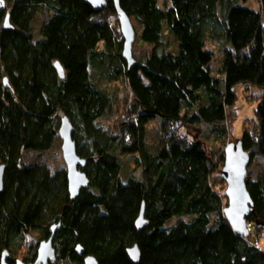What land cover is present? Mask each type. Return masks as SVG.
I'll return each mask as SVG.
<instances>
[{"label": "trees", "instance_id": "16d2710c", "mask_svg": "<svg viewBox=\"0 0 264 264\" xmlns=\"http://www.w3.org/2000/svg\"><path fill=\"white\" fill-rule=\"evenodd\" d=\"M106 1L97 10L86 0H10L14 28L4 27L0 11V166L6 168L0 251L36 231L38 242L48 239L51 226L61 223L53 241L57 264H84L87 255L98 264H135L127 252L134 245L138 264H264V171L246 178L254 201L247 235L226 219L222 178L227 134L238 116L237 85L264 88V0L259 10L239 0H118L141 28L137 38L152 45L130 69L115 0ZM39 12L45 18L37 33ZM221 36L231 47L216 76L214 52L205 44ZM93 69L123 79L128 92L116 106ZM254 112L240 139L251 163L264 157V101ZM108 114L116 115L118 131L101 123ZM63 116L73 123L89 177L76 197L66 169L22 161L25 150L54 145ZM156 117L160 145L153 148L146 134ZM182 125H206L207 132L192 139ZM124 155L134 160L125 182ZM143 203L149 225L140 229L135 222Z\"/></svg>", "mask_w": 264, "mask_h": 264}, {"label": "water", "instance_id": "95a60500", "mask_svg": "<svg viewBox=\"0 0 264 264\" xmlns=\"http://www.w3.org/2000/svg\"><path fill=\"white\" fill-rule=\"evenodd\" d=\"M87 3L94 9L101 10L106 7V0H86ZM115 6L117 11V17L119 19L122 36L124 39L123 44V56L128 62L129 69L136 64V60L133 56L132 46L135 41L136 31L133 27V22L130 17L127 16L125 11L119 5V1L115 0ZM4 27H11L9 22V14L6 15L4 20ZM54 65L56 70L62 78L64 77V68L55 61ZM5 85H8L7 78L4 79ZM74 126L68 116L61 118V124L59 127V134L62 139V153L64 154V162L67 165L68 187L71 197H76L83 187H87L89 184V177L82 170V167L86 165V159L81 157L77 153V144L73 138ZM224 164L222 166V178L226 180L225 195L227 196V205L224 209L226 219L232 225L237 234L247 235L248 224L247 217L253 210L254 201L250 191L247 190V166L251 163L252 158L248 152L245 151L241 141L235 143H228L225 146ZM5 165L0 166V191H2L4 183ZM141 211L137 216L138 219L135 222L136 228L143 229L149 225L148 219L145 217L146 206L143 203ZM60 224H54L51 226V236L48 239H43L39 242L37 251V259L33 263L28 264H48L50 261L54 262L57 258L56 248L53 244L56 236V231L60 228ZM7 250H5L6 252ZM78 254H83L81 246L76 247ZM127 252L130 259L135 264L139 263L141 252L137 245L128 247ZM7 253V252H6ZM2 264H8L6 257L3 256ZM16 264H26L21 260H18ZM84 264H98L96 257L93 255H87L84 258Z\"/></svg>", "mask_w": 264, "mask_h": 264}, {"label": "rangeland", "instance_id": "374dc122", "mask_svg": "<svg viewBox=\"0 0 264 264\" xmlns=\"http://www.w3.org/2000/svg\"><path fill=\"white\" fill-rule=\"evenodd\" d=\"M160 4L163 0H159ZM239 3L246 5L248 7H252L254 9H260V1L259 0H239ZM264 11V10H263ZM45 14L41 12L35 15L34 19V26L35 32L38 33L40 31L41 26L44 23ZM133 27L135 28L136 35L141 28H138V25L134 22ZM135 35V41L132 46L133 56L136 60H142L146 56H149L152 52V45L143 42L142 40L138 39ZM169 44L168 49H175L176 39L175 37L169 36ZM206 49H212L214 52L213 60L210 63L212 72L216 76H220L221 74V67L224 62V53L227 48L231 47V43L225 36H221L219 39L213 40L208 38L206 44ZM94 75V79L97 84L101 85L105 89L108 90L109 93L112 94L113 98L118 101L121 97L124 96L128 92L126 88V84L124 83L123 79L120 78V81H111L107 79V75L103 73V71L99 70H92ZM238 90V99H237V113L238 116L233 122V127L231 132H228L227 136L230 143H235L242 138V134L244 132V125L245 122L250 120L255 114V109L264 101V88L260 87L256 84L252 85L250 83H240L237 85ZM116 106V104H115ZM117 111V107L115 108ZM115 114H108L100 118L101 123H103L104 127L111 128L114 131H118L117 128V120ZM160 125V119L155 118L151 120L148 125V132L146 134V139L153 148H157L160 145V138L158 136V130ZM206 125L204 126H181L180 132L186 135H190L192 139L193 134H198L201 132H207ZM210 133V132H209ZM210 140H208L207 146H212L214 135L210 134ZM62 139L60 134L56 136V140L54 145L45 151H38V150H25L22 154V161L27 165H47L52 172H56L58 169H67V165L64 162V154L62 153ZM133 158L124 155L123 157V168L121 171V180L123 182L127 181L131 175V171L134 169V162ZM248 175L252 178H257L259 174L264 171V157L258 155L257 158L250 163L248 166ZM226 182V180H225ZM227 186V184H226ZM178 219H173L169 225L176 222ZM252 227V226H251ZM38 236L39 233L33 232V234H27L26 238L23 240L20 246L11 247L10 250L13 254H17L23 257H26L29 250L32 249L38 243ZM264 242V239H262ZM263 242H261L262 246H264ZM57 264V261H56Z\"/></svg>", "mask_w": 264, "mask_h": 264}, {"label": "flooded vegetation", "instance_id": "af4514ba", "mask_svg": "<svg viewBox=\"0 0 264 264\" xmlns=\"http://www.w3.org/2000/svg\"><path fill=\"white\" fill-rule=\"evenodd\" d=\"M10 0H2V3H0V11H4L6 12V15L9 14V22H11V10L13 9V4H10L12 2H9ZM5 20V19H4ZM4 22V21H3ZM11 27L9 28H14L13 23L11 22ZM39 241V240H38ZM38 247H39V242L36 243V245L34 247H32V249H30L28 255L26 257L17 255V254H13L10 250V248L5 247L4 249H2L0 251V264H2V260H3V256L6 257V262L8 264H16L18 260L23 261L24 263L28 264V263H33L35 262V260L37 259V251H38ZM5 250H7L5 252ZM57 258L54 262H49L48 264H56Z\"/></svg>", "mask_w": 264, "mask_h": 264}, {"label": "snow or ice", "instance_id": "6c2138e0", "mask_svg": "<svg viewBox=\"0 0 264 264\" xmlns=\"http://www.w3.org/2000/svg\"><path fill=\"white\" fill-rule=\"evenodd\" d=\"M0 3H2V0H0Z\"/></svg>", "mask_w": 264, "mask_h": 264}]
</instances>
